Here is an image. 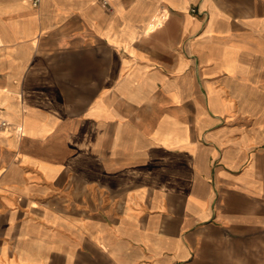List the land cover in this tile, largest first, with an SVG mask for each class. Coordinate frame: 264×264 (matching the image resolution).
I'll return each mask as SVG.
<instances>
[{"label": "crops", "instance_id": "crops-1", "mask_svg": "<svg viewBox=\"0 0 264 264\" xmlns=\"http://www.w3.org/2000/svg\"><path fill=\"white\" fill-rule=\"evenodd\" d=\"M32 1L0 0V264H264V0Z\"/></svg>", "mask_w": 264, "mask_h": 264}, {"label": "built area", "instance_id": "built-area-1", "mask_svg": "<svg viewBox=\"0 0 264 264\" xmlns=\"http://www.w3.org/2000/svg\"><path fill=\"white\" fill-rule=\"evenodd\" d=\"M111 1L112 0H103V5L105 7H110ZM32 3H33V6L37 7L40 3V0H33ZM191 11L194 13V12H197V9H192ZM7 125L8 124L6 121L0 119V126L1 127H7Z\"/></svg>", "mask_w": 264, "mask_h": 264}]
</instances>
